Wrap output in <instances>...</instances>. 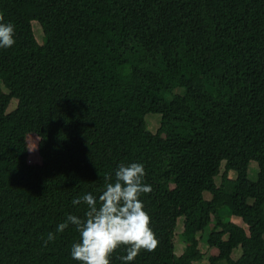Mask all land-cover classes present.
I'll list each match as a JSON object with an SVG mask.
<instances>
[{
    "label": "trees",
    "instance_id": "16d2710c",
    "mask_svg": "<svg viewBox=\"0 0 264 264\" xmlns=\"http://www.w3.org/2000/svg\"><path fill=\"white\" fill-rule=\"evenodd\" d=\"M0 22V264H79L57 225L131 162L156 247L129 264H200L206 228L211 264H264V0H0Z\"/></svg>",
    "mask_w": 264,
    "mask_h": 264
},
{
    "label": "clouds",
    "instance_id": "9594fccd",
    "mask_svg": "<svg viewBox=\"0 0 264 264\" xmlns=\"http://www.w3.org/2000/svg\"><path fill=\"white\" fill-rule=\"evenodd\" d=\"M15 42L14 25L0 22V49L11 48ZM145 175L143 163L121 164L114 170V180L105 184L98 197L85 193L72 200L73 205L87 206L84 217L67 215L56 232L62 233L70 224L76 227L79 240L71 245L73 260L79 264H111L110 256L124 246L126 255L120 260L129 264L141 249L151 251L156 247L150 217L140 198L152 190L144 182ZM54 238L53 233L48 234V241Z\"/></svg>",
    "mask_w": 264,
    "mask_h": 264
},
{
    "label": "rangeland",
    "instance_id": "374dc122",
    "mask_svg": "<svg viewBox=\"0 0 264 264\" xmlns=\"http://www.w3.org/2000/svg\"><path fill=\"white\" fill-rule=\"evenodd\" d=\"M33 25H34V29H35V33L37 36L38 41H40L41 43L43 42V28L41 26V24L38 21H33ZM18 100L14 99L11 103V106L9 108V111L13 110V108L16 106ZM146 119L148 122V128L153 131V132H157V130L159 129L160 125H161V114H157V113H149L146 115ZM225 169V162L223 163V166L221 168V174L216 178L217 184H221L222 182V174L224 172ZM259 164L257 161L253 160L251 161L250 165H249V178L253 181H256L259 177ZM230 177L232 178H236L237 177V173L236 171H232L230 172ZM204 197L207 200H211L212 199V194L209 191L204 192ZM232 220L237 222L240 225L246 226V224L243 222V220L239 217L236 216H232ZM209 228H206L205 231L203 233H201L199 236H202L201 238V249L203 251V253L205 254V259L201 262H199L200 264H211L210 261L208 260V257L211 253V248L209 246V244L207 243V235L209 233ZM183 231H184V218L181 217L178 221V226H177V236L175 239V244H176V252L178 255L182 254L185 249H186V242L185 239L183 237ZM242 254V248L238 247L233 251V258L237 259L240 257V255Z\"/></svg>",
    "mask_w": 264,
    "mask_h": 264
}]
</instances>
